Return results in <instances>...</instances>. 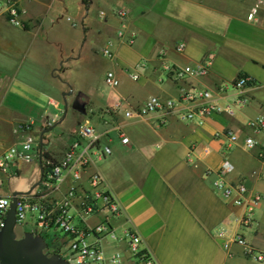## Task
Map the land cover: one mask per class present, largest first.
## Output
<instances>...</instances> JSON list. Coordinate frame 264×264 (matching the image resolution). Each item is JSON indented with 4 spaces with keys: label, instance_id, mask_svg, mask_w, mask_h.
<instances>
[{
    "label": "crops",
    "instance_id": "obj_1",
    "mask_svg": "<svg viewBox=\"0 0 264 264\" xmlns=\"http://www.w3.org/2000/svg\"><path fill=\"white\" fill-rule=\"evenodd\" d=\"M18 2L25 9L22 26L0 10V153L27 133L38 135L56 123L44 132L43 149L59 158L78 124L90 123L112 148L89 171L98 169L122 206V214L112 220L117 233L125 227L137 232L157 264H256L233 236L242 234L264 249V196L254 221L242 223L244 205L225 199L214 188L215 173L207 168L227 158L233 168L226 180L243 181L249 193H264V158L257 155L258 147L247 149L241 142L252 131L247 120L264 115V4L250 19L254 0ZM118 8L125 10L123 18ZM122 22L124 34L114 38ZM179 42L182 49L176 48ZM104 46L111 56L102 52ZM208 55L210 67L202 75L176 78L164 68L166 63L194 64ZM107 70L114 72L117 85L105 81ZM130 71L139 77L133 79ZM239 73L254 83L235 88L230 82ZM223 81L227 84L220 88ZM188 86L210 89L211 99L231 104L233 112H211L201 124L175 112L124 114L150 95L172 97ZM63 88L72 91L66 95V115L58 122ZM238 94L247 96L244 104H234ZM60 123L56 135L52 130ZM227 128L238 133V141L217 133ZM121 134L128 136L127 142L120 140ZM256 136L264 143L262 133ZM39 174L38 159L13 162L7 173L0 171L5 175L0 195L27 189ZM87 177L84 172L85 186ZM67 183L68 178L50 196H60ZM101 217L98 212L88 222ZM101 244L107 255L123 253L110 264H141L128 253L127 240L104 237Z\"/></svg>",
    "mask_w": 264,
    "mask_h": 264
},
{
    "label": "built area",
    "instance_id": "obj_2",
    "mask_svg": "<svg viewBox=\"0 0 264 264\" xmlns=\"http://www.w3.org/2000/svg\"><path fill=\"white\" fill-rule=\"evenodd\" d=\"M264 0H254V4L247 16L253 19L256 9ZM0 10L6 14L7 19L22 26V14L25 9L18 0H0ZM117 14L123 18L125 10L118 8ZM101 15L103 11L101 10ZM125 22L115 31L114 38L119 39L124 34ZM133 36H129V41ZM183 42L176 44V48L182 49ZM102 52L111 56L112 51L109 46L102 47ZM211 57L208 55L194 64L179 65L175 63L164 64L168 74L176 78H186L190 75H202L208 72ZM137 65H142L138 62ZM133 79L139 77L138 72L130 71ZM105 81L110 85H117L119 80L112 70H107L104 76ZM254 83L248 74L240 73L230 82L237 89H242ZM227 83L221 82L220 88ZM200 100H204L200 102ZM193 106L182 107L186 102H196ZM247 96L238 94L234 104H244ZM160 111L163 114L175 112L182 120L194 121L198 124L204 122L205 116L211 112L226 111L233 112L231 104H221L211 99V91L208 88L199 86L181 87L176 96L163 98L159 95H150L143 102L135 107L124 110L128 117L142 116L151 111ZM251 132L245 133L241 142L247 149L257 148V155L264 158V143L256 136L262 133L264 136V115L259 114L247 120ZM225 135L229 142H236L239 139L237 132L227 128L217 132ZM122 142L128 141V136L121 134ZM41 158L43 173L39 184L30 192H22L17 195L16 222L23 224L30 221L33 224V231L40 232L43 236L50 229L61 231V237L53 240L57 241L59 250H68V255L61 254L70 264H110L121 260L122 251H114L107 255L102 247L101 240L104 237L127 240L128 253L141 264H157L151 253L140 245V235L129 227H125L122 233L116 231L112 220L122 214V206L104 183L103 177L98 169L89 171L90 166L96 160L105 158L111 154L112 148L109 144L101 141L100 133L95 127L87 122H80L73 133V139L65 147L61 157L43 154ZM207 151V148H204ZM191 149L187 153V158L191 159ZM38 159V135L27 133L21 140L7 146L0 153V171L5 174L10 165L22 160L30 162ZM195 164V162H194ZM233 168V164L227 159L222 161L215 168H207V172H214L216 177L213 181L214 188L225 198L236 204L244 205V212L241 216L242 223L253 222V212L264 196L263 192H248V188L243 181L230 182L226 180L225 174ZM88 172L87 185H83L82 176ZM4 176L0 175V185L4 182ZM68 178L66 189L60 196L52 198L51 191L57 189L59 185ZM11 200V194L0 195V227L3 224L6 211ZM98 212L102 217L89 223L88 218ZM223 234V232H220ZM45 237V236H44ZM46 239V238H45ZM234 241L244 246L245 253L256 264H264V249L257 248L247 242L246 238L239 233L233 236Z\"/></svg>",
    "mask_w": 264,
    "mask_h": 264
},
{
    "label": "water",
    "instance_id": "obj_3",
    "mask_svg": "<svg viewBox=\"0 0 264 264\" xmlns=\"http://www.w3.org/2000/svg\"><path fill=\"white\" fill-rule=\"evenodd\" d=\"M71 88L63 91V112L58 122L66 115L68 101L66 95L71 92ZM75 106V103L72 104ZM56 123L45 126L38 134V162L40 174L27 189H14L11 191V200L0 227V264H70L69 261L61 254L64 248L58 252H49L47 250V240L37 231L23 230L18 233L16 227V204L17 195L22 192H30L33 187L39 184L42 173L43 164L41 152L44 145L43 134Z\"/></svg>",
    "mask_w": 264,
    "mask_h": 264
},
{
    "label": "rangeland",
    "instance_id": "obj_4",
    "mask_svg": "<svg viewBox=\"0 0 264 264\" xmlns=\"http://www.w3.org/2000/svg\"><path fill=\"white\" fill-rule=\"evenodd\" d=\"M59 77L62 79L63 76L62 75H59ZM69 88H63L61 91H60V94L62 95L63 94V91H66L68 90ZM63 106V105H62ZM71 111V110H70ZM62 115V112L59 113V116ZM61 123L60 124H57L55 126V128H53V133L57 135V133L59 132V130H61ZM26 162V161H25ZM18 233H20V231H23V230H32L33 229V224H31L30 221H27V222H24L23 224H17V227H16ZM61 231L58 230V229H50L48 231L45 232L44 236L46 238V240L49 242V243H52L53 239L55 238H60L61 237ZM63 255H68V250H65L63 252Z\"/></svg>",
    "mask_w": 264,
    "mask_h": 264
},
{
    "label": "flooded vegetation",
    "instance_id": "obj_5",
    "mask_svg": "<svg viewBox=\"0 0 264 264\" xmlns=\"http://www.w3.org/2000/svg\"><path fill=\"white\" fill-rule=\"evenodd\" d=\"M47 243H48L47 250H48L49 252H58V251H59V248H58V246H57V242H56V240H53L52 243H49V242L47 241Z\"/></svg>",
    "mask_w": 264,
    "mask_h": 264
},
{
    "label": "trees",
    "instance_id": "obj_6",
    "mask_svg": "<svg viewBox=\"0 0 264 264\" xmlns=\"http://www.w3.org/2000/svg\"><path fill=\"white\" fill-rule=\"evenodd\" d=\"M240 74V73H239ZM245 74V73H244ZM43 138L45 139V136L43 135ZM43 154L48 155V153L46 151L43 152Z\"/></svg>",
    "mask_w": 264,
    "mask_h": 264
}]
</instances>
